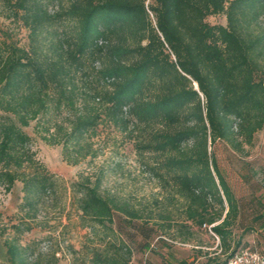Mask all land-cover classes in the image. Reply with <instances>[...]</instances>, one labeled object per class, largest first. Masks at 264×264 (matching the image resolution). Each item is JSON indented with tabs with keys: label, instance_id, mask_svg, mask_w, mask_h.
Here are the masks:
<instances>
[{
	"label": "trees",
	"instance_id": "16d2710c",
	"mask_svg": "<svg viewBox=\"0 0 264 264\" xmlns=\"http://www.w3.org/2000/svg\"><path fill=\"white\" fill-rule=\"evenodd\" d=\"M0 4L8 19L28 31L24 48L0 29V187L9 191L20 181L29 208L56 191V177L35 160L24 128L39 124L52 106L79 105L63 139L44 137L47 144L60 143L66 154L73 149L82 157L96 155L86 140L102 120L135 135L141 161L162 187L171 188L168 200L183 201L186 223L180 227L188 235L192 225L210 227L229 253L220 263L201 264L233 259L240 246L231 245L239 206L210 147L223 141L242 154L264 131V0ZM220 14L226 26L207 22ZM72 189L83 225L110 240L116 212L129 220L146 214L105 198L99 177ZM171 205L161 203L147 217L171 224ZM4 246L10 264H27L24 249L7 241ZM131 256L130 248L109 241L94 249L92 261L129 264Z\"/></svg>",
	"mask_w": 264,
	"mask_h": 264
},
{
	"label": "rangeland",
	"instance_id": "374dc122",
	"mask_svg": "<svg viewBox=\"0 0 264 264\" xmlns=\"http://www.w3.org/2000/svg\"><path fill=\"white\" fill-rule=\"evenodd\" d=\"M8 15L9 11L0 4V29L18 46L27 48L28 31L20 22L8 19ZM207 22L227 25L223 14L210 16ZM79 85L83 90L88 88L81 81ZM78 106L74 109L52 106L39 124L32 122L24 128L31 137L30 150L35 160L56 177L57 189L29 208L23 206L20 181L9 191L0 187V264H10L5 241L24 249L21 255L27 264H93L94 249L105 247L109 241L131 249L129 264H201L227 260L229 253H225L221 239L210 227L199 228L189 222L190 235L186 228L180 227L186 223L181 211L183 201L168 200L171 188L162 187L141 161L135 148V135L102 120L86 140V148L96 155L82 157L73 149L66 154L60 143L47 144L44 137L54 135L56 141L63 139L70 130V121L80 110ZM210 151L238 202L239 214L232 227L231 245L240 242L237 262L245 264L239 259L247 252L264 255V131L255 135L253 145L242 154L223 141H217ZM98 177L105 198L127 202L146 213L142 220H129L116 212L111 240L101 230L83 225L76 202L79 196L72 189L73 183L94 182ZM161 203L173 204L169 206L171 224L147 217L150 210L157 213Z\"/></svg>",
	"mask_w": 264,
	"mask_h": 264
},
{
	"label": "built area",
	"instance_id": "2783aa9c",
	"mask_svg": "<svg viewBox=\"0 0 264 264\" xmlns=\"http://www.w3.org/2000/svg\"><path fill=\"white\" fill-rule=\"evenodd\" d=\"M240 263L245 264H264V255L260 253H245L240 259ZM227 264H238L237 262V256L233 258L230 262Z\"/></svg>",
	"mask_w": 264,
	"mask_h": 264
},
{
	"label": "water",
	"instance_id": "95a60500",
	"mask_svg": "<svg viewBox=\"0 0 264 264\" xmlns=\"http://www.w3.org/2000/svg\"><path fill=\"white\" fill-rule=\"evenodd\" d=\"M195 88H196V90H197V87H196V85H195Z\"/></svg>",
	"mask_w": 264,
	"mask_h": 264
}]
</instances>
